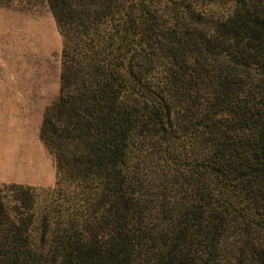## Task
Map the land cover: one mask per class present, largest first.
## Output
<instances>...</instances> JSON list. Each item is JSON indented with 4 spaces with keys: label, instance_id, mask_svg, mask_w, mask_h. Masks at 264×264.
I'll return each mask as SVG.
<instances>
[{
    "label": "trees",
    "instance_id": "1",
    "mask_svg": "<svg viewBox=\"0 0 264 264\" xmlns=\"http://www.w3.org/2000/svg\"><path fill=\"white\" fill-rule=\"evenodd\" d=\"M47 2L56 177L0 182V264H264V0Z\"/></svg>",
    "mask_w": 264,
    "mask_h": 264
},
{
    "label": "rangeland",
    "instance_id": "2",
    "mask_svg": "<svg viewBox=\"0 0 264 264\" xmlns=\"http://www.w3.org/2000/svg\"><path fill=\"white\" fill-rule=\"evenodd\" d=\"M61 48L47 0H0V182H55V161L39 132L58 97ZM148 197L159 206L155 193Z\"/></svg>",
    "mask_w": 264,
    "mask_h": 264
}]
</instances>
